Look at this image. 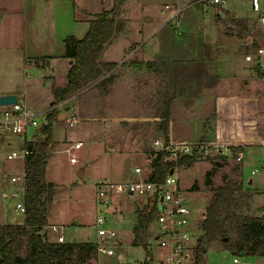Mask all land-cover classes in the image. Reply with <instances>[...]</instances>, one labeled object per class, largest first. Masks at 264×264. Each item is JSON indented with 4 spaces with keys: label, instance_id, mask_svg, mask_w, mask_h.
I'll return each mask as SVG.
<instances>
[{
    "label": "rangeland",
    "instance_id": "obj_1",
    "mask_svg": "<svg viewBox=\"0 0 264 264\" xmlns=\"http://www.w3.org/2000/svg\"><path fill=\"white\" fill-rule=\"evenodd\" d=\"M139 1L143 3L145 0H128L127 5L124 4L125 0H113L112 7H117V17L124 20L122 16L125 15L127 16L125 20L129 22L125 27L127 29L121 35L133 41L139 40L131 43L129 51L137 46L139 51L123 61H117V65L111 72L113 77L117 75L119 78L115 82L114 78L111 79L109 92L106 94L101 91V87L87 86L76 98L75 106L74 101H67V99L51 105L50 101L53 99L51 83L54 81L56 85H61L60 75L46 81L43 76L46 75V70L35 68L36 61L33 58L29 60L32 67L24 63L21 50L16 47H14L13 55L10 54L14 61L6 66L0 65V84L14 83L19 87V100L36 113L40 126L46 122V114L50 108L54 107L58 111L52 122L53 132L48 146L49 160L45 174L46 180L55 183L54 199L49 207L47 226L41 232L49 241L57 239L58 234L63 233L67 240L76 238L79 241H94L99 246L105 245L114 250V254L111 255L99 249L96 253H91V251L81 252L74 248L68 254L67 260L61 258L55 264H142L145 259H148L145 248L140 244L134 245L132 239L135 225L134 211L138 205L141 208L146 207L145 204H150V195L139 192L134 194L113 193L110 195V203L101 205L100 199L95 193L97 181L102 178L117 181L115 178L119 175L120 170L129 169L132 171L137 163H142L145 176L151 167L146 160V149L152 146L148 152V157H151L156 151L153 147L155 137L158 136V139L163 142L165 140L162 133H157L154 126L157 115H161L164 110L165 102H171L170 95L173 94V90L171 85H168V88L160 87L161 84L155 78L147 79L149 74L144 73L145 67L152 68L157 63L159 66L168 68L175 63L180 65L179 69L182 71L195 72L199 75L201 73L199 63L204 55L202 51L205 44L217 39L214 32L217 13L223 14L227 9L235 15L253 16L250 19L251 23L256 21V12L251 9L250 0H221L220 4L209 3L206 6L194 3L196 0H152L144 5L137 4ZM168 5L171 7L177 5L178 9L185 8L181 9L180 14L166 24H162L163 20L159 17L157 20L153 19L150 24L159 27L149 39L142 41L137 23L139 19H143L151 12L158 11L160 13L164 7L168 9ZM129 17L137 19V22H135L136 20L130 21ZM141 19L140 21H142ZM251 27L252 42L249 43L245 39L246 36H242L238 45L239 47L242 45L245 52L258 58L255 46L264 44V29L258 24H252ZM121 53L119 47L108 45L101 57L104 60H117L121 57ZM146 58L154 59L157 62L148 61ZM39 63L43 65L50 63L51 65L53 61L43 59L39 60L36 65ZM260 64L262 72L259 75V81L264 91V58L261 59ZM197 79L198 77L193 79L195 81L194 88L197 91L209 87L213 89L214 93H217L225 87L231 90L235 88L233 85L221 84L217 77L211 81L209 76L205 79L207 83L205 87L202 85L203 80L197 86ZM124 81H127V84ZM22 92L25 94V99H23ZM208 97L210 98V96ZM180 105V102L174 105L176 112L185 113ZM197 112L202 115L206 109ZM212 112V110L208 111L207 117L199 119L201 132L198 136L183 141L213 139L216 132L208 130L209 120L213 118ZM60 113H64L65 117L58 118ZM73 115L77 121L70 125L69 118ZM120 116L127 117L118 120ZM177 129L183 136L187 133V130H184L179 123ZM33 133L34 128H31L28 134L31 141L42 138L41 133L37 134L35 131L34 136ZM0 135H4V138H0V218L6 223L24 222V212L15 211V203L24 200V187L17 196H10L12 191L22 187L24 183L20 181L17 182L18 184H13L9 180L10 174L22 173L25 170L24 160L22 158H7V154L19 147L22 142L19 141L16 134L7 132V134L0 133ZM77 140L81 141V147H73L71 152L66 151V147ZM6 141H10V143L8 144ZM109 145L115 146L109 147ZM243 152L242 161L237 160L235 155L231 154L207 157L196 155L194 157L196 161L192 164L175 166V174L179 177L180 187L186 195V205L191 212L189 230L194 233L195 244L203 233L201 229L203 213L214 189L223 185L229 177L241 181L243 190L253 193L249 208L243 207L239 210L240 212L259 215L261 214L260 209H264V145L245 146ZM72 154L77 159L75 162L69 160ZM79 169L83 170L82 178L77 175ZM208 170H211L210 182H206ZM252 178L253 186L251 185ZM193 185H197V189H192ZM1 187L3 188L1 189ZM256 192L260 194L257 195ZM4 193L8 194L7 198L4 197ZM97 211L107 214L106 226L118 232L115 239L102 241L99 238L95 227ZM120 213L123 214L121 218L117 216ZM53 224L62 225L63 229L56 232L52 230ZM148 230L153 258L146 260L143 264H160L161 251L167 253L168 249H161L157 244L156 236L161 232L157 220L149 224ZM234 257L238 262L234 261ZM262 261L264 262V254L259 257L241 256L231 253L228 249H224L220 243L214 241L209 244V250L197 263L194 251L192 264H259Z\"/></svg>",
    "mask_w": 264,
    "mask_h": 264
},
{
    "label": "crops",
    "instance_id": "obj_2",
    "mask_svg": "<svg viewBox=\"0 0 264 264\" xmlns=\"http://www.w3.org/2000/svg\"><path fill=\"white\" fill-rule=\"evenodd\" d=\"M127 1L128 0H125L124 4L127 5ZM147 2H152V0H145L143 3L139 1L137 4L142 3V5H144ZM113 5V0H0V65L6 66L8 63L14 61L10 54L13 55L14 47H16L21 50L24 63L31 67L33 65L29 63V60L33 57H44V60L46 61H53L51 65L50 63L49 65L34 64V67L43 71L46 70V75H43L46 81L52 79L54 76L56 78L60 75L62 79L61 85H64L66 82V73L71 64L70 59L64 56V37L67 35H73L76 38H81L89 28V19L99 11L111 8ZM176 6L171 7L168 5V9H165L164 7L160 13L158 11L151 12L143 19L140 18L142 21L139 19L138 22L137 19L129 17L130 21L133 22V20H136L135 22L138 23L142 41L144 39H149L159 27L150 24L153 19L157 20L159 17L161 20H165V23L162 21V24H166L178 16L181 9L185 8L181 7L178 9ZM227 11L236 18H246L249 23L252 21L250 19L253 16L235 15L229 10ZM219 15L220 17H224V13ZM122 17L125 20L127 16L124 15ZM128 23H126V25H128ZM215 26L216 28L214 32L216 33L215 36H217V39L214 42H208L205 44V48L202 51L204 55L199 63L201 72L199 75L195 72L191 73L188 71L186 72L185 70L182 71L179 69L180 65L178 66L175 63L171 64L168 68L159 66L157 63L152 68L145 67L144 73L150 75H147V79L155 78L157 79L156 81L161 84L160 87L168 88V85H171L173 90V94L170 95L171 102L169 106L168 141L185 142L183 140L197 137L201 132L199 128V119L207 117L208 111L212 110L213 118L209 120L210 122L208 124L210 126L208 127V130H214L213 132H216L213 139L218 138L221 141L229 142L238 147L242 146L243 150L245 146L257 147L259 145H264V91L262 90L259 81V75L262 72L260 68L261 61L246 58V55L250 53L245 52L242 45L239 47L238 44L242 36H237L230 24L225 21L218 22L217 19H215ZM126 29L127 28H125V30ZM125 30L122 33H124ZM122 33L116 35L115 38H113L114 40L112 43L109 44L119 47L122 51L120 54L121 57L117 60L108 59V61H123L128 56L138 53V46L131 51H129V46L131 43L139 40L133 41L129 38H125L121 35ZM249 36L250 34L246 35L245 39L247 40ZM142 47L143 45L141 48ZM141 48L139 47V49ZM125 51L126 54L124 55ZM218 58L219 61H217ZM243 58L244 60H242ZM146 60L152 61L154 59L151 60L146 58ZM49 69L51 72L48 71ZM208 76L211 78V81L214 77H217L218 82L221 84L225 83V85H233L235 88L231 90L225 87L217 93H214L213 89L209 87L203 88L200 91L198 89L197 91L194 88L195 81L193 79L198 77L197 86L200 84L201 80H203L202 85L205 87L207 84L205 79ZM117 78L119 77L116 75L114 77V82ZM124 83L127 84V81H124ZM53 85H56L54 81L51 83V90ZM9 93H15L19 98V87L15 86L14 83L0 84V95ZM209 93L212 94L208 95ZM22 95L23 99H25L24 92H22ZM80 95L81 94L73 95L67 98V101H74L75 106L76 98ZM208 96H210V98ZM177 102H180V106L184 109L185 113L182 111L180 114L176 112L177 110H175L174 105ZM74 106L72 107L75 110ZM197 109H206V112L199 115ZM157 116L154 129H156L157 133H162V136H164L159 125L161 115L158 114ZM124 117L127 116H120L118 120ZM178 117L181 118L178 119ZM178 123L182 125L184 130H187V133L184 136L180 133L181 131L177 129ZM155 138H158V136ZM114 146L115 145H109V147ZM151 149L152 146H150L149 149H146V160H148L150 165L152 160L149 159L148 152ZM137 166L141 167L140 172L136 173L135 170L131 171L129 169L120 170L119 175L115 178L117 181H113L126 182L133 180V178H136L137 180V177L144 178L151 174L152 166L150 167V170L145 173V176L143 174L144 168L142 163H137L134 166V169ZM251 185L253 186V178ZM2 188L3 187H1V189ZM14 191L11 192V197H15L19 194L18 193L14 196ZM4 194V197L7 198L8 194ZM138 207L140 208L139 205ZM138 207L136 209H138ZM99 213L100 211H97L96 214L98 215ZM117 216L121 218L123 214L120 213ZM0 222L6 223L3 222L1 218ZM58 228L63 229V226L60 225ZM64 239L65 241H69L66 239L65 235ZM53 240L56 241V239ZM72 240L79 241L76 238H73ZM161 253H163V251H161ZM160 261L161 260L159 259V262ZM235 262H238V260Z\"/></svg>",
    "mask_w": 264,
    "mask_h": 264
},
{
    "label": "trees",
    "instance_id": "obj_3",
    "mask_svg": "<svg viewBox=\"0 0 264 264\" xmlns=\"http://www.w3.org/2000/svg\"><path fill=\"white\" fill-rule=\"evenodd\" d=\"M116 13V6L103 9L89 19L90 25L84 36L64 37V56L70 59L71 64L66 73L65 84L52 87L51 105L82 93V89L87 86L101 87L104 94L109 92V82L114 78L111 71L118 62L103 60L101 54L112 43L113 38L125 30L127 23L118 18ZM215 19L230 24L237 36L251 34V26L254 24V22L249 23L246 18L234 17L227 10H224V17H220L217 13ZM33 59L38 64L39 60L45 58L33 57ZM169 105L170 101H166L159 123L167 143H169ZM57 114L58 111L54 107L50 108L46 114V122L39 127L42 138L28 142V146H34L35 151L24 160L25 221L16 224L0 223V264H55L61 258L67 260L68 254L74 248L81 252L98 251V245L94 241H49L41 232L47 225L49 207L54 199L55 183L46 180L45 174L49 158L48 146L53 132L52 122ZM241 148L242 146H234L233 150ZM165 154V151L161 150L151 159L150 178L153 181H162L173 166L189 165L196 161L190 155L180 157L176 161H168L165 159ZM210 175L211 170H208L206 182H210ZM192 189H197V185H193ZM256 194L260 193L256 192ZM252 197L253 193L243 190L242 182L233 177H229L223 185L214 189L204 210V218L201 222L203 233L194 246L196 263L201 261L203 254L209 250V244L214 241L231 253L241 256L259 257L264 254V209H260L259 215L239 211L243 207L249 208ZM135 213L133 244H140L145 248L148 258L145 261L152 260L148 226L155 221L156 213L147 210L146 207H138Z\"/></svg>",
    "mask_w": 264,
    "mask_h": 264
},
{
    "label": "built area",
    "instance_id": "obj_4",
    "mask_svg": "<svg viewBox=\"0 0 264 264\" xmlns=\"http://www.w3.org/2000/svg\"><path fill=\"white\" fill-rule=\"evenodd\" d=\"M221 0H196L194 3H199L203 6L206 4H220ZM251 9L256 12L255 23L264 29V0H250ZM253 36L250 34L247 41L252 42ZM255 50L261 58H254L252 54H247V59L259 60L264 58V44L255 46ZM73 119V120H72ZM77 119L73 117L69 118L70 125L76 122ZM39 122L36 118V113L29 109L23 101L19 98L16 102L9 105H0V133L7 134V132L16 134L19 137V141L22 144L11 150L7 154L8 159L25 158L35 151L34 146H28V142L31 140L28 137L31 128L39 127ZM33 133V136H34ZM0 138H4V135H0ZM8 144L10 141H6ZM1 144V142H0ZM81 141H77L66 147V151L71 152L73 147H80ZM233 145L226 141H221L218 138L208 139L206 141L194 139L189 142H164L156 138L153 141V147L155 148L154 155L163 150L165 151V159L168 161L177 160L183 156L201 155L207 156H224L235 155L237 160L242 161L244 150L243 148L236 151L233 150ZM238 147V146H237ZM154 155L149 159L151 160ZM69 160L75 162L77 159L72 154ZM173 172L170 174L167 172L162 181H153L149 176L144 178H137V180H130L126 182H115L112 180L104 179L97 181L95 186L96 196L100 199L101 205H107L110 203V195L116 194H134V193H148L151 198L150 204H145L147 210H153L156 213L155 221L159 223L160 234L156 236L158 246L163 249L167 248V253H162L160 264H192L193 254L195 251V236L193 231L189 230L190 209L186 205V195L181 189L179 184V177L175 174V166L172 167ZM135 172H140L141 167L137 166ZM152 172V170H151ZM9 180L12 183L23 181V186L18 187L13 192V195H17L22 188H25V170L22 173L10 174ZM15 210L25 211V201L19 200L15 203ZM108 216L105 213H99L96 217V231L99 238L104 241L106 239H115L118 236V232L111 227L106 226ZM154 221V222H155ZM52 230L60 232V228L56 225H52ZM56 241L65 242L64 234L59 233ZM115 244V243H113ZM102 252H107L113 255L114 250L111 247L105 245H98V248ZM234 261L237 258L234 257ZM145 262V261H144ZM142 262V264L144 263ZM259 264H264L262 263Z\"/></svg>",
    "mask_w": 264,
    "mask_h": 264
},
{
    "label": "water",
    "instance_id": "obj_5",
    "mask_svg": "<svg viewBox=\"0 0 264 264\" xmlns=\"http://www.w3.org/2000/svg\"><path fill=\"white\" fill-rule=\"evenodd\" d=\"M18 100V95L13 93H9V94H1L0 95V105H9V104H13V102H16ZM52 102V101H51ZM65 117L64 113H60L58 118H63ZM36 133L39 134L41 133V128L36 127ZM82 169H79L77 171V175L82 178ZM173 172V168H171L169 170V173L171 174Z\"/></svg>",
    "mask_w": 264,
    "mask_h": 264
}]
</instances>
